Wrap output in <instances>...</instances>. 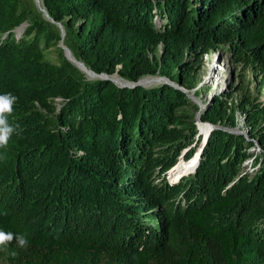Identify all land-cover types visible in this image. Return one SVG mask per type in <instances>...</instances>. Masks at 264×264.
<instances>
[{
	"label": "trees",
	"instance_id": "16d2710c",
	"mask_svg": "<svg viewBox=\"0 0 264 264\" xmlns=\"http://www.w3.org/2000/svg\"><path fill=\"white\" fill-rule=\"evenodd\" d=\"M43 4L50 19L32 0H0V94L17 97L4 115L18 126L0 147V229L28 239L0 245V260L264 264V153L252 172L243 168L264 104L247 110L251 139L209 132L189 118L185 107L194 104L174 85L86 80L59 46L57 26L73 19L62 23L64 46L96 75L119 70L137 83L159 74L195 88L183 69L186 52L219 51L264 73V0ZM80 19L86 23L77 27ZM160 43L162 59L150 60ZM222 100L203 112V123L232 119ZM180 157L192 164L173 181Z\"/></svg>",
	"mask_w": 264,
	"mask_h": 264
},
{
	"label": "rangeland",
	"instance_id": "374dc122",
	"mask_svg": "<svg viewBox=\"0 0 264 264\" xmlns=\"http://www.w3.org/2000/svg\"><path fill=\"white\" fill-rule=\"evenodd\" d=\"M32 2L36 9L43 13V0H32ZM73 22V19L69 20L66 18L62 22L57 23V26L62 31V40L59 42V46L62 48L65 47V30L62 26V23L73 24ZM85 23V21H81L80 19L77 22V27H82ZM24 28H26V25L22 26V34H24ZM163 51L164 47L161 43L158 46H154L149 51L150 60H155V58L161 60L164 54ZM48 54L54 62L59 61L56 49L54 47L50 49ZM65 57L67 58L66 54ZM71 57L73 60L75 59L78 61L73 54ZM216 59L219 61L215 64L214 61ZM184 60L186 66L184 65L183 69H189V71L193 73L195 79V88H191L190 85L187 87H181L183 90H185V93L190 99V103L194 104V106L185 107L189 110V118L194 119L198 126L199 124L203 126L206 125L207 123L202 122L201 115L209 106L215 103L216 98H223V108L227 110L228 115L232 116V119H227L219 125H221L223 130H226L232 134L242 135L248 139H251V134L254 132V129L250 124L247 110L251 109L253 104H264V73L253 66H245L232 55H223L221 53L218 54L217 51H211L210 53L203 55L198 54L197 56L186 52ZM74 65L76 66L75 63ZM76 67L84 74L85 79L88 81H94L100 78L111 80L117 85H122V78L119 74V70H117L113 76H108L96 75L94 72L88 70L85 66L83 68H79L78 66ZM216 73H227L225 81L222 82L221 79L216 80V78H213V75ZM148 79H150L152 82L149 84L142 83L143 80ZM139 81L145 86V88H156L163 85L164 83L170 84L171 82L170 80H166L164 77H161L159 74L154 76H145ZM57 102H59V100ZM210 131L212 130L209 127V132ZM257 131L258 134H256L254 137L256 146L251 149L253 156L247 159L243 164L244 170L248 172H252L253 170L252 166L255 162L254 158L260 156L261 153H264V145L258 144V140L261 136L264 139V117L258 118ZM177 162L178 163L175 167L176 171L171 173V180L173 179V181L178 178L181 172H184L187 167L192 164L191 160H186L184 157H180ZM179 170L180 172L178 173ZM0 264H9V262L7 259H3L0 260Z\"/></svg>",
	"mask_w": 264,
	"mask_h": 264
},
{
	"label": "clouds",
	"instance_id": "9594fccd",
	"mask_svg": "<svg viewBox=\"0 0 264 264\" xmlns=\"http://www.w3.org/2000/svg\"><path fill=\"white\" fill-rule=\"evenodd\" d=\"M17 97L10 92L0 94V147L7 145L9 138L16 131L18 126L12 125L8 122L5 113L12 112V105ZM15 238L17 244L21 247L28 244V239L25 235L19 233L5 232L0 229V245H6L7 242Z\"/></svg>",
	"mask_w": 264,
	"mask_h": 264
},
{
	"label": "water",
	"instance_id": "95a60500",
	"mask_svg": "<svg viewBox=\"0 0 264 264\" xmlns=\"http://www.w3.org/2000/svg\"><path fill=\"white\" fill-rule=\"evenodd\" d=\"M44 15L46 16L47 19H50L49 15H48V12L46 11L45 7L44 9L42 10ZM64 51H65V54L68 58V60H70L73 64L75 63L76 66H78L79 68H83L85 65L83 63H80L78 61H76L75 59L73 60L72 59V52L67 48V47H63ZM166 79V78H165ZM168 80V79H166ZM122 81V85H119L121 87H134V86H143L145 87L140 81H138L137 83H130L124 79L121 80ZM171 85H174L177 89H181L183 90L181 87H178L177 85L173 84V83H170ZM185 92V90H183ZM207 126L210 127V129H221L222 127L220 126H213V125H210V124H206Z\"/></svg>",
	"mask_w": 264,
	"mask_h": 264
},
{
	"label": "bare ground",
	"instance_id": "6f19581e",
	"mask_svg": "<svg viewBox=\"0 0 264 264\" xmlns=\"http://www.w3.org/2000/svg\"><path fill=\"white\" fill-rule=\"evenodd\" d=\"M40 2H41V1H40ZM218 61H219V60L216 59V60L214 61L215 64L218 63ZM226 76H227V73H220V74H217V73H216V74L213 75V78H216V80L221 79V81L224 82ZM152 79H153V78H152ZM150 82H152V81H150V79H148V80H143L142 83L149 84ZM204 127H205L206 129H209V127H208L207 125H204Z\"/></svg>",
	"mask_w": 264,
	"mask_h": 264
},
{
	"label": "built area",
	"instance_id": "2783aa9c",
	"mask_svg": "<svg viewBox=\"0 0 264 264\" xmlns=\"http://www.w3.org/2000/svg\"><path fill=\"white\" fill-rule=\"evenodd\" d=\"M218 52V54L220 53L219 51H217Z\"/></svg>",
	"mask_w": 264,
	"mask_h": 264
}]
</instances>
